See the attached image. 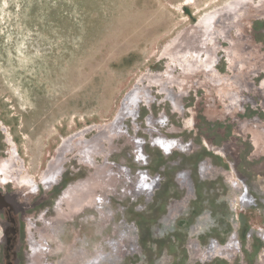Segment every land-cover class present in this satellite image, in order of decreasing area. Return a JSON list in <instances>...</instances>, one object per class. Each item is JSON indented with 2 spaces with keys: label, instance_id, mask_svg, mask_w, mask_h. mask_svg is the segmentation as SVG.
<instances>
[{
  "label": "rangeland",
  "instance_id": "rangeland-1",
  "mask_svg": "<svg viewBox=\"0 0 264 264\" xmlns=\"http://www.w3.org/2000/svg\"><path fill=\"white\" fill-rule=\"evenodd\" d=\"M0 264H264V0H0Z\"/></svg>",
  "mask_w": 264,
  "mask_h": 264
},
{
  "label": "bare ground",
  "instance_id": "bare-ground-1",
  "mask_svg": "<svg viewBox=\"0 0 264 264\" xmlns=\"http://www.w3.org/2000/svg\"><path fill=\"white\" fill-rule=\"evenodd\" d=\"M262 88V87H261ZM254 118V117H253ZM252 119V118H251ZM247 120V122L251 125V124H254L255 123V121L256 120H254V121H252V120ZM254 140V139H253ZM166 143V142H165ZM167 144V143H166ZM174 145V144H173ZM186 146V145H185ZM204 146H206L209 150H211L213 153H215V154H217V155H220V156H222V157H227V155L225 156L224 155V148H212V147H210V146H207L206 144H204ZM253 146H254V149H256L257 148V146H258V144L255 142V141H253ZM167 147V146H166ZM183 148V147H182ZM182 148H181V151H182ZM162 149V148H161ZM163 150V149H162ZM185 150H188V149H185ZM184 151V150H183ZM96 156V155H95ZM229 157H232L233 159L235 158L233 155H231V156H229ZM231 165V168L233 169L234 168V165H236V163H231L230 164ZM202 168V167H201ZM45 172V171H44ZM44 178V177H43ZM42 178V179H43ZM18 179V178H17ZM46 180V179H45ZM16 181V180H15ZM238 183H240L241 184V187L243 188V184L241 183V180H239V179H237L236 180ZM17 182V181H16ZM44 183V182H43ZM152 184V183H151ZM17 185V184H16ZM19 185V184H18ZM188 187V186H187ZM64 191V190H63ZM62 191V192H63ZM61 192V193H62ZM242 193H243V190H242ZM62 195V194H61ZM244 197H245V194H244ZM63 198H64V196H63ZM185 199H187V198H185ZM228 246V245H227ZM227 253V252H226Z\"/></svg>",
  "mask_w": 264,
  "mask_h": 264
}]
</instances>
